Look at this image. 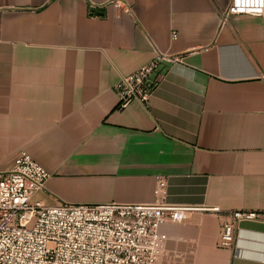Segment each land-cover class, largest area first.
I'll use <instances>...</instances> for the list:
<instances>
[{
  "label": "crops",
  "instance_id": "obj_1",
  "mask_svg": "<svg viewBox=\"0 0 264 264\" xmlns=\"http://www.w3.org/2000/svg\"><path fill=\"white\" fill-rule=\"evenodd\" d=\"M232 2L0 0V174L22 150L46 204L195 208L160 223L165 264H264V221L229 216L264 213V17L223 25ZM163 55L149 104L120 110V79Z\"/></svg>",
  "mask_w": 264,
  "mask_h": 264
},
{
  "label": "built area",
  "instance_id": "obj_2",
  "mask_svg": "<svg viewBox=\"0 0 264 264\" xmlns=\"http://www.w3.org/2000/svg\"><path fill=\"white\" fill-rule=\"evenodd\" d=\"M119 4L120 1H110ZM105 5H90V15ZM264 17V0H233L222 12V24L232 15ZM176 38V33H173ZM163 55L115 87L119 109L134 102L147 106L154 93L151 77L162 62L176 63ZM49 173L26 151H20L13 168L0 174V264H165V239L159 234L163 221L185 222L193 207L162 201L151 204H46L39 198ZM221 214L217 207L206 209ZM237 223L262 220L264 213L232 212ZM236 224L223 225L220 244L235 241Z\"/></svg>",
  "mask_w": 264,
  "mask_h": 264
}]
</instances>
